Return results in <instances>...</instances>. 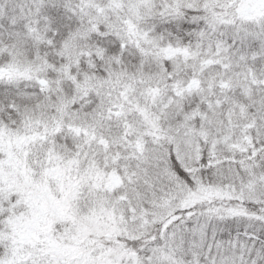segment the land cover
I'll list each match as a JSON object with an SVG mask.
<instances>
[{
	"label": "snow or ice",
	"instance_id": "obj_1",
	"mask_svg": "<svg viewBox=\"0 0 264 264\" xmlns=\"http://www.w3.org/2000/svg\"><path fill=\"white\" fill-rule=\"evenodd\" d=\"M0 264H264V0H0Z\"/></svg>",
	"mask_w": 264,
	"mask_h": 264
}]
</instances>
